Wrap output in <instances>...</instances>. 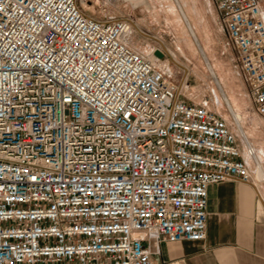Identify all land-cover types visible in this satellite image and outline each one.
<instances>
[{"label": "built area", "instance_id": "2783aa9c", "mask_svg": "<svg viewBox=\"0 0 264 264\" xmlns=\"http://www.w3.org/2000/svg\"><path fill=\"white\" fill-rule=\"evenodd\" d=\"M213 1L264 118L260 0ZM134 27L77 0H0V264H159L153 240L206 238L211 185L253 181L235 112L233 131L186 99Z\"/></svg>", "mask_w": 264, "mask_h": 264}, {"label": "crops", "instance_id": "0c3cea01", "mask_svg": "<svg viewBox=\"0 0 264 264\" xmlns=\"http://www.w3.org/2000/svg\"><path fill=\"white\" fill-rule=\"evenodd\" d=\"M123 1L132 4L126 0ZM159 1L164 0H147V3L146 0H136L138 5L140 3L146 5L143 6V17L138 20L134 19L133 38L131 35L129 44L138 52L139 48L145 46L148 57H151L155 50L163 51L165 59L161 60V64L168 67L169 72L172 74V79L175 70L171 66V60H174L177 65L184 69L188 82L192 74L203 78L208 88L212 91L213 96L216 97L217 113L220 107H225V102L219 90L223 88L230 104L227 108L242 116V127L251 145L259 152L264 174V136L251 123L253 119H256L264 125V118L256 112L253 106L248 85L238 63L236 51L233 46L227 44L228 37L221 24L220 15L214 1L181 0L187 10V12L184 11L180 3L184 17L173 0L179 11L177 12L178 21L184 34L183 40L180 38L183 42L181 44L178 41L179 39L172 33V30H168L170 36H172L171 43L167 42L160 32L155 34L152 30V26L155 23L158 27L163 26L164 31L168 28L164 16L160 22L152 21L150 18L152 11L161 8ZM178 1L180 2V0ZM200 3L206 7L203 13L198 11ZM260 3L264 10V0H260ZM89 7L92 8L94 6L89 4ZM132 7L136 8L137 6L132 4ZM81 9L86 15L100 21L123 19L113 7H109L105 11L102 10L101 15H97L95 10L91 13L86 9ZM169 9L171 8L168 7ZM207 22L216 31L226 35L225 46L233 51V60L236 62L235 67H237L238 73L237 87L239 91H235L234 88L230 87L225 79H222L225 88L222 86V82L219 81L216 74L217 64L211 62L205 53V49L210 51L211 43L215 42L200 33L201 26ZM196 31L201 34L203 43L199 40ZM173 81L175 82L174 79ZM189 86V89L193 88L190 83ZM228 93H241L250 99L252 103L250 119H248L249 114L246 111L231 102ZM184 96L191 101V96H188L187 92L184 93ZM212 102L214 103V99ZM195 104L204 105L211 109L210 102L207 100H200L195 102ZM218 114L224 118L222 114ZM227 123L235 131L233 120L227 121ZM240 148L250 169L253 181L243 183L233 179L211 185L208 189L206 238L198 242L158 241L152 251L153 259L156 262L159 264H264V178L261 179L258 176L256 166L253 160L247 156L245 147L241 144Z\"/></svg>", "mask_w": 264, "mask_h": 264}, {"label": "rangeland", "instance_id": "374dc122", "mask_svg": "<svg viewBox=\"0 0 264 264\" xmlns=\"http://www.w3.org/2000/svg\"><path fill=\"white\" fill-rule=\"evenodd\" d=\"M77 3L81 8L86 9L88 12L93 13L95 10L96 11L95 13L97 15H99V14L101 15L102 10L104 11V7H105L104 3L101 0H77ZM146 3H147V0H146ZM159 3H160L161 8L159 10L152 11L150 13V15H151L150 18L152 21H154L156 18V20L158 22H160V20L164 16L165 21L168 25V28H166L164 31L163 26L158 27V25L155 23V25L152 26V30L155 32V34H157V32H160L162 34L163 38L166 39V41L169 43L172 42V36H170L168 30H172V33L179 39L178 40L179 43L180 44L183 43L182 40H183L184 34L182 31V26L179 25L177 12L180 11L182 16L185 17V15L183 14V11H182V7H183L184 11L187 12L185 6L183 5L181 0H180V2L177 0V2H175V3L179 9V11H178L173 0L172 1L171 0L159 1ZM180 3L182 4V7H181ZM89 4H92L94 7H92V8L89 7ZM144 5H146V4L140 3L136 8H133L132 4L124 2L123 0H120L119 2L116 3L115 6H113V8H115L118 11V14H120V16H122L123 19L124 18H131L132 20H134V19L138 20L139 18L143 17L142 11H143ZM168 7L171 8V9H169L170 11L168 10ZM110 8H112V7H110ZM205 9H206V7L204 4L200 3L198 5V11L200 13H203L205 11ZM156 15L158 18L156 17ZM211 26L212 25L209 22L203 23V25L201 26V30H200L201 34H203L204 36L215 41V42L211 43L210 51L205 49V53L211 62H215L217 64V68L215 67L216 68V74H217L219 81L222 82V86L225 88L224 82L222 80V79H225L226 83L230 87L234 88L235 91H239L238 87H237L238 73H237V67H235L236 62L233 60V56H234L233 51L230 48L225 46L226 35L222 34L219 31H216ZM196 34L198 35L199 40L202 41L201 40V34H199V32H197V31H196ZM132 38H133V34H132ZM180 38L182 40H180ZM202 43H203V41H202ZM138 50L141 53L143 52L144 56H147L146 55L147 49L145 46L139 48ZM177 60L179 62H181L179 59H177ZM171 66L175 70V74H174L173 79L178 84L181 82V79L183 77H186L187 75L185 74L184 69L180 65H177L174 60H171ZM189 83L193 86V88H190L187 91V95L191 96V98H190L191 102L195 103V102L200 101V100H207L210 102L211 109H213L217 112V103L215 101L216 97L213 96V93L208 88L205 80L203 78H199L195 74H192ZM219 90H220V93H221L223 100H224V97H226V99L228 101V104H227L226 101L224 100L225 104L230 106L229 100H228L227 95L225 94L223 88L222 89L220 88ZM228 97L230 98L232 103L237 104L244 111H246L249 114L248 119H250L251 114H252V103H251L250 99L247 96L242 95L241 93H231V94L228 93ZM211 99H212V101L214 99V103L211 101ZM225 104H224L225 107L219 108L218 113L222 114V116L227 121H231L232 117H231L230 111L227 108L228 106H226ZM252 117H253V115H252ZM251 123L254 124V126L259 129V133L264 136V125L256 119H253V121H251ZM237 142L239 145H241L240 140H238Z\"/></svg>", "mask_w": 264, "mask_h": 264}, {"label": "bare ground", "instance_id": "6f19581e", "mask_svg": "<svg viewBox=\"0 0 264 264\" xmlns=\"http://www.w3.org/2000/svg\"><path fill=\"white\" fill-rule=\"evenodd\" d=\"M126 1H129V2H131L132 4H133V6H138L137 5V2H136V0H126ZM175 2H177V0H174ZM160 15V14H159ZM156 17H157V15H156ZM158 18V17H157ZM155 20H156V18H155ZM157 21V20H156ZM158 22V21H157ZM185 22H186V24H187V21L185 20ZM150 58V60H152V61H157L159 58H157L154 54L153 55H151V57H149ZM166 68H167V70H168V67L166 66ZM224 100L226 101V103L228 104V101H227V99H226V97H224ZM226 104V105H227ZM228 106V105H227ZM235 121H236V124H239L240 126H242V116L239 114V113H235ZM243 133H244V135H245V137L247 138V135H246V133H245V131H244V129H243ZM248 139V138H247ZM249 141V140H248ZM252 146V145H251ZM250 158V157H249ZM256 160H257V163H258V165H255L256 166V171H257V173H258V176H260L261 177V179H263L264 178V174H263V165L261 164V158H260V155H259V152L257 151V156H256ZM255 164V163H254ZM152 246H153V249H155V246H156V241L155 240H153V242H152Z\"/></svg>", "mask_w": 264, "mask_h": 264}, {"label": "water", "instance_id": "95a60500", "mask_svg": "<svg viewBox=\"0 0 264 264\" xmlns=\"http://www.w3.org/2000/svg\"><path fill=\"white\" fill-rule=\"evenodd\" d=\"M154 55L159 58L160 60H164L165 59V53L161 50H155L154 51Z\"/></svg>", "mask_w": 264, "mask_h": 264}]
</instances>
